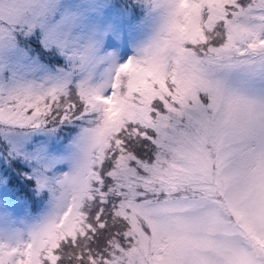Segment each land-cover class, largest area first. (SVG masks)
<instances>
[{
    "label": "snow or ice",
    "instance_id": "obj_1",
    "mask_svg": "<svg viewBox=\"0 0 264 264\" xmlns=\"http://www.w3.org/2000/svg\"><path fill=\"white\" fill-rule=\"evenodd\" d=\"M0 264H264V0H0Z\"/></svg>",
    "mask_w": 264,
    "mask_h": 264
}]
</instances>
